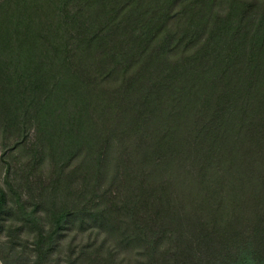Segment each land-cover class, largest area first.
<instances>
[{"label":"trees","instance_id":"obj_1","mask_svg":"<svg viewBox=\"0 0 264 264\" xmlns=\"http://www.w3.org/2000/svg\"><path fill=\"white\" fill-rule=\"evenodd\" d=\"M0 133L79 159L148 264L170 233L178 263L264 264V0H0Z\"/></svg>","mask_w":264,"mask_h":264},{"label":"rangeland","instance_id":"obj_2","mask_svg":"<svg viewBox=\"0 0 264 264\" xmlns=\"http://www.w3.org/2000/svg\"><path fill=\"white\" fill-rule=\"evenodd\" d=\"M33 132L32 127L27 149ZM21 137L0 133V188L7 196L0 215V264H148V255L137 240H130V232H105L98 219L87 216L99 215L100 204L110 206L99 201L108 190L105 184L73 173L79 159L58 178L48 158L34 166L33 154L15 145ZM67 207L73 215L54 233L52 244H47L44 238L53 230V215ZM171 237L174 233L161 242L160 252L168 254L157 264L205 263L198 258L200 254L191 262L170 259L181 248Z\"/></svg>","mask_w":264,"mask_h":264}]
</instances>
